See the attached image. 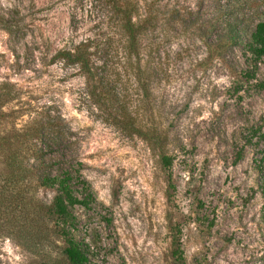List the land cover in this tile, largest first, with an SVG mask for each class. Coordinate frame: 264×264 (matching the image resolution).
<instances>
[{"label":"rangeland","instance_id":"rangeland-1","mask_svg":"<svg viewBox=\"0 0 264 264\" xmlns=\"http://www.w3.org/2000/svg\"><path fill=\"white\" fill-rule=\"evenodd\" d=\"M73 1L76 30L69 22ZM163 1L201 18L215 10L214 0ZM256 3L249 13L264 19V0ZM89 5L0 0L6 26L0 23V81L9 80L18 92L3 111L23 114L17 127L36 112L64 117L69 148L78 156L74 166L90 195L87 206L72 209V235L89 247L86 264H264L256 165L264 147V88L258 86L264 57L253 68L242 40L204 42L192 27L166 28L170 39L153 52L147 98L130 89V81H115L120 96L141 104L139 118L159 132L160 144L151 148L101 119L74 70L48 63L56 50L96 31ZM11 125L7 116L1 128ZM160 151L172 159L168 168ZM53 194L44 187L35 192L46 204ZM52 228L53 221L31 215L0 222V264H66Z\"/></svg>","mask_w":264,"mask_h":264},{"label":"trees","instance_id":"trees-1","mask_svg":"<svg viewBox=\"0 0 264 264\" xmlns=\"http://www.w3.org/2000/svg\"><path fill=\"white\" fill-rule=\"evenodd\" d=\"M214 1L212 16L201 18L199 13L181 11L174 4H163V0H88L86 14L96 31L77 42L71 39L68 46L52 54L48 63L57 61L82 77L83 94L91 107L100 111L103 121L119 127L128 137L142 139L151 148L158 147L159 132L139 118L141 104L120 96L115 81H130V89L139 91L142 100L147 98L148 76L155 66L153 52L162 46L161 42L170 39L166 28L192 27V32L204 42L242 40L253 68L264 57V19L254 20L252 12L249 13L258 7L256 0H232L226 4ZM253 1L255 5L251 4ZM70 10V26L76 30L77 1L70 4ZM0 23L6 29L1 16ZM246 75L253 77V70L246 71ZM258 86L264 88V82ZM121 88L128 86L123 84ZM17 94L12 82L0 81V222L26 219L30 215L34 221H53L52 230L63 242L61 253L66 264H86L89 247L72 235L75 227L72 209L76 205L87 206L90 195L74 166L79 161L69 148L72 142L64 131L65 119L61 114L36 112L17 127L14 121L23 114L3 111ZM7 116H11L12 125L9 129L1 128ZM160 160L168 168L172 159L160 151ZM256 165L264 202V147ZM40 187L54 190L48 204L35 196ZM79 190L82 196L76 194ZM174 254L180 256V251L176 249Z\"/></svg>","mask_w":264,"mask_h":264}]
</instances>
